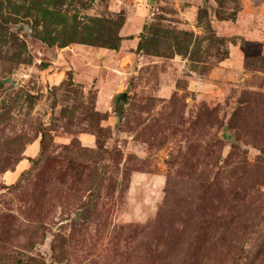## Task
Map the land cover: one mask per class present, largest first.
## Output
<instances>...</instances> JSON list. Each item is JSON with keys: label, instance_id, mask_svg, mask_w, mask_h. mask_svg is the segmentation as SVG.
I'll return each instance as SVG.
<instances>
[{"label": "rangeland", "instance_id": "rangeland-1", "mask_svg": "<svg viewBox=\"0 0 264 264\" xmlns=\"http://www.w3.org/2000/svg\"><path fill=\"white\" fill-rule=\"evenodd\" d=\"M0 264H264V0H0Z\"/></svg>", "mask_w": 264, "mask_h": 264}, {"label": "water", "instance_id": "water-1", "mask_svg": "<svg viewBox=\"0 0 264 264\" xmlns=\"http://www.w3.org/2000/svg\"><path fill=\"white\" fill-rule=\"evenodd\" d=\"M124 97H125V94H122V95L120 94V95L118 96V98H117V101H118V100L122 101V99H124ZM117 101H116V102H117Z\"/></svg>", "mask_w": 264, "mask_h": 264}, {"label": "trees", "instance_id": "trees-1", "mask_svg": "<svg viewBox=\"0 0 264 264\" xmlns=\"http://www.w3.org/2000/svg\"><path fill=\"white\" fill-rule=\"evenodd\" d=\"M31 159H32V158H28V161L32 162ZM22 160H23V159H22ZM26 160H27V159H26ZM22 173H23V172H22ZM234 260H235V259H234Z\"/></svg>", "mask_w": 264, "mask_h": 264}, {"label": "crops", "instance_id": "crops-1", "mask_svg": "<svg viewBox=\"0 0 264 264\" xmlns=\"http://www.w3.org/2000/svg\"><path fill=\"white\" fill-rule=\"evenodd\" d=\"M24 160H26V159H24ZM24 160H22L21 163L24 162ZM26 161H27V160H26ZM24 166H25V164H24L22 167L24 168Z\"/></svg>", "mask_w": 264, "mask_h": 264}]
</instances>
